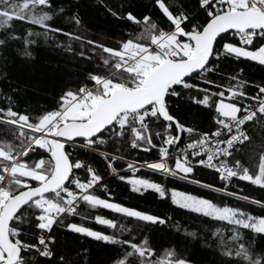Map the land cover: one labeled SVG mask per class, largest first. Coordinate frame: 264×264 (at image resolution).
I'll list each match as a JSON object with an SVG mask.
<instances>
[{
    "label": "snow or ice",
    "instance_id": "6c2138e0",
    "mask_svg": "<svg viewBox=\"0 0 264 264\" xmlns=\"http://www.w3.org/2000/svg\"><path fill=\"white\" fill-rule=\"evenodd\" d=\"M152 2L162 14L160 21L150 15L138 18L123 4L115 10L107 8L116 19L140 27L137 34H121L110 46L52 23L72 11L70 0H0V58L13 46L30 57L31 49L43 41L65 54L101 61L74 90L60 95L55 108L35 117L19 111L11 96L4 97L7 103L0 107V124L7 127L11 139L0 143V264H80L81 253L74 255L61 246L54 226L118 246L112 264H200L195 253L178 247V240L167 246L149 242L144 229L166 225L171 218L115 202L102 183L104 175L98 166L104 162L131 192H151L212 221L214 230L209 234L218 257L213 264H264V243L257 241V237L264 240V200L228 191L234 178L264 189V154L255 173L234 155L239 146L250 142L247 125L264 121V83L253 85L255 94H249L243 90L247 82L232 76L237 82L227 88L228 98L238 102H225L224 90L210 92L209 87L189 82L199 75L204 84L215 86L208 78L219 71L213 58H243L264 67V0ZM69 19L81 25L78 15ZM14 21L31 27L16 32ZM165 23L166 29L161 27ZM60 37L78 42L79 48ZM193 89L197 95L189 99L194 105H214L213 129L190 126L172 109L173 98L179 100ZM213 97L219 98L213 102ZM154 121L163 131L150 128ZM105 146L117 152L125 146L144 152L156 149L158 158L127 163L125 171L133 173L128 176L114 167L122 157L102 151ZM198 167L212 170L225 183L216 186L195 178ZM141 169L248 201L259 206L262 214L136 176ZM77 170L86 174L84 179ZM97 187L108 198L97 195ZM81 202L136 224L117 228V220L95 215L96 223L116 229L106 234L71 222ZM245 230L255 235L248 237ZM176 231L178 237L198 236L187 230L181 233L179 227ZM207 247L213 249V245Z\"/></svg>",
    "mask_w": 264,
    "mask_h": 264
},
{
    "label": "trees",
    "instance_id": "16d2710c",
    "mask_svg": "<svg viewBox=\"0 0 264 264\" xmlns=\"http://www.w3.org/2000/svg\"><path fill=\"white\" fill-rule=\"evenodd\" d=\"M166 2L172 4L173 0H166ZM121 4L124 5L127 11L133 12L138 18H142L143 15H150L154 21L163 19L162 14L154 6L152 0H70L72 11L60 18H54L52 23L64 28L66 31L82 34L97 42L114 46L121 34L132 33L135 35L140 31L139 26L126 20H118L107 11L108 7L115 10ZM64 6L68 7L69 4L66 3ZM74 14L78 15L81 20V25L78 27L74 23H70L69 18ZM28 27H31V25L19 21L13 22V28L16 32H21ZM161 27H165L166 29V23L162 24ZM59 39H63L65 43H71L77 49L79 48V43L76 41H71L64 37H60ZM213 61L219 65V71L218 73L211 74L208 78L215 81V86L204 84L199 75L193 76L189 82L198 83L200 87H209L210 92L224 90L225 95H228L227 88L237 82L231 79L232 76H236L241 82H247L244 84L243 90L249 94H255L253 85L264 83V67L256 62L234 57H221L218 61L213 58ZM100 64L101 61L98 57L92 61L74 57L43 41L31 49L30 57H25L21 48L17 46L10 47L0 58V107H3L7 103L4 97L11 96L15 107L19 111L35 117L43 110L55 108L60 95L64 91L69 88L74 90L77 85L85 80L88 72L94 66ZM239 69H243V72H238ZM189 95H197V91L193 89L191 93H186L179 100L173 98L171 102L172 109L179 114V118L183 122L190 126H194L200 130L213 129L214 121L212 120V116L216 115L214 105L212 108L194 105L189 99ZM218 98L213 97V102ZM226 100L238 102L232 99ZM262 124H264V121L258 120L255 123L247 125L248 134L251 138L250 142L246 141L234 153L235 157L241 161V164L244 167H248L252 173L258 171L260 156L264 154V126ZM160 128L159 122L154 121L152 129L158 130ZM187 138V134H184V139L187 140ZM9 139H11V133L8 132L6 126L0 124V143ZM102 151L142 162L155 158L154 151L149 153L140 152L132 150L130 146H125L122 152H117L111 146H105L102 148ZM88 160L91 161L92 157H88ZM93 166L96 167L95 164ZM115 167L120 168L121 166L119 163H116ZM98 168L104 175L102 183L107 184L108 190L111 191L112 199L115 202L123 203L126 206H134L142 210H149L153 213L165 214L171 218L166 225L148 226L144 229L143 235L149 239L150 243L157 246H167L178 240V247L187 250L190 254L195 253L200 260V264H213V261L218 259L214 255V238L209 234L210 230H214L212 221L195 213L180 209L172 205L170 200L162 201L151 192L144 193L143 195L131 192L129 190L130 186L120 181L118 176L108 175L109 172L106 169L105 162L100 164ZM77 173L85 178L86 174L82 170H77ZM125 175L129 176L133 175V173L126 172ZM135 175L155 179L158 182L165 183L169 188L177 187L180 190L204 195L216 202H223L230 206L242 208L254 215L262 214L259 206L250 204L248 201L210 191L186 181L173 178L165 180L158 174L154 175L147 171H138ZM194 175L195 178L204 183H211L216 186L225 183L212 170L201 167L196 169ZM228 191L235 192L238 196L246 195L251 198L264 200V189L236 178L229 184ZM95 192L101 198H108L107 192L100 187H97ZM95 215H102L106 218L117 220V228L123 225L125 228L130 229L136 224L133 219L123 217L120 214L112 213L110 210L100 207L94 209L84 202L80 203L76 214L69 219L71 222L83 224L106 234L116 231V229L96 223L94 219ZM54 227L61 246H66L74 255L75 253H81L79 256L80 264H112L117 256L118 246L97 241L90 237L70 234L62 227ZM178 227L181 233L187 230L197 232L198 236L196 238L184 235L178 237L176 231ZM135 234L139 235V233ZM125 235L127 236V233ZM245 235L251 237L255 234L245 230ZM34 238L32 237L33 240ZM257 241L258 243H264V240H260L259 237H257ZM207 245H213V249L209 250ZM41 264H43L42 261Z\"/></svg>",
    "mask_w": 264,
    "mask_h": 264
},
{
    "label": "built area",
    "instance_id": "2783aa9c",
    "mask_svg": "<svg viewBox=\"0 0 264 264\" xmlns=\"http://www.w3.org/2000/svg\"><path fill=\"white\" fill-rule=\"evenodd\" d=\"M225 98H226V99H229L228 96H226ZM152 127H153V122H150V128H152ZM158 130L163 131L162 128H160V129H158ZM156 143L159 144V141L157 140ZM136 151L144 152V151H142V150H140V149H136ZM152 151L155 152V158H154V159H157V158H158L157 150H156V149H153ZM146 153H149V152H146ZM118 157H119V156H118ZM154 159H152V160H154ZM130 162H142V161H135V160H130V159H126V158H123V157H122L121 159H118V160L114 163V167H115V164H116V163H119L121 167H120V168H116L117 171H118V173H120V174H125V173H126V171H125V169H126V165H127V163H130ZM105 164H106V162H105ZM140 171H147V172L152 173L151 170H147V169H141ZM108 172H109V174H108L109 176H113V175L111 174L110 171H108ZM127 172H130V171H127ZM130 173H131V172H130ZM77 175H79V176L81 177V179H84L79 173H77ZM79 205H80V204H79ZM79 205L77 206V209L79 208ZM77 209H76V211H77Z\"/></svg>",
    "mask_w": 264,
    "mask_h": 264
},
{
    "label": "rangeland",
    "instance_id": "374dc122",
    "mask_svg": "<svg viewBox=\"0 0 264 264\" xmlns=\"http://www.w3.org/2000/svg\"><path fill=\"white\" fill-rule=\"evenodd\" d=\"M225 96H228V95L226 94ZM225 102H230V101L226 100V98H225ZM131 173H132V172H131ZM129 176H132V175H129Z\"/></svg>",
    "mask_w": 264,
    "mask_h": 264
}]
</instances>
